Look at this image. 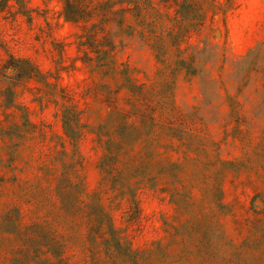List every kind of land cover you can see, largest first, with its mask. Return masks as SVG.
I'll return each mask as SVG.
<instances>
[{
    "label": "rangeland",
    "instance_id": "rangeland-1",
    "mask_svg": "<svg viewBox=\"0 0 264 264\" xmlns=\"http://www.w3.org/2000/svg\"><path fill=\"white\" fill-rule=\"evenodd\" d=\"M78 1L0 0V264H264V0Z\"/></svg>",
    "mask_w": 264,
    "mask_h": 264
},
{
    "label": "trees",
    "instance_id": "trees-1",
    "mask_svg": "<svg viewBox=\"0 0 264 264\" xmlns=\"http://www.w3.org/2000/svg\"><path fill=\"white\" fill-rule=\"evenodd\" d=\"M75 0H67V2L69 3V8H70V10H71V12H72V14H73V17H79V16H82L83 14H84V10L83 9H81V8H78V9H75V6H74V4H73V2H74ZM77 4H80V5H82V3L81 2H79L78 0H77ZM83 6V5H82ZM67 16L69 17V14H67ZM192 17H194V14L192 13V15H191ZM73 17H69L70 19H72ZM84 17H87V15H85ZM200 20H203L202 18H203V16H200Z\"/></svg>",
    "mask_w": 264,
    "mask_h": 264
}]
</instances>
